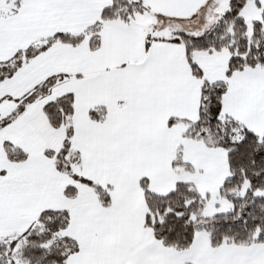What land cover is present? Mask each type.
I'll list each match as a JSON object with an SVG mask.
<instances>
[{
	"label": "snow or ice",
	"instance_id": "snow-or-ice-1",
	"mask_svg": "<svg viewBox=\"0 0 264 264\" xmlns=\"http://www.w3.org/2000/svg\"><path fill=\"white\" fill-rule=\"evenodd\" d=\"M0 264H264V0H0Z\"/></svg>",
	"mask_w": 264,
	"mask_h": 264
}]
</instances>
